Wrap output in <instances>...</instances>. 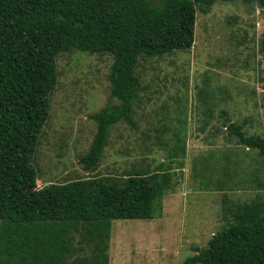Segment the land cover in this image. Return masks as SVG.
Returning a JSON list of instances; mask_svg holds the SVG:
<instances>
[{"label": "trees", "instance_id": "obj_1", "mask_svg": "<svg viewBox=\"0 0 264 264\" xmlns=\"http://www.w3.org/2000/svg\"><path fill=\"white\" fill-rule=\"evenodd\" d=\"M221 2L264 9V0H0V217L19 223L0 227V264H110L113 220L153 219L172 188L170 166L162 162L122 179L94 175L38 189L34 157L58 84V55L80 51L112 62L114 102L88 116L95 132L79 158L93 172L112 127L136 128L135 108L146 90L139 61L187 52L197 12L207 15ZM221 116L224 139L260 158L250 181L261 185L264 136L246 134L226 111ZM177 152L175 146L169 157ZM220 160L224 164L211 166V154L200 168L194 165L206 191L228 189L238 171L239 160L229 153ZM228 212L233 222L205 247H194L183 264H264V199L235 203ZM68 221L81 222V230Z\"/></svg>", "mask_w": 264, "mask_h": 264}, {"label": "rangeland", "instance_id": "obj_2", "mask_svg": "<svg viewBox=\"0 0 264 264\" xmlns=\"http://www.w3.org/2000/svg\"><path fill=\"white\" fill-rule=\"evenodd\" d=\"M261 41L264 9L255 4L221 2L207 15L197 12L187 52L139 61L138 75L146 90L135 108L136 128L119 123L112 127L110 143L93 172L85 171L79 158L95 132L88 116L114 102L108 79L112 62L107 55L80 51L58 55V84L34 157L38 189L94 175L122 179L162 162L170 166L172 188L153 219L113 220L110 264H183L194 247H205L213 234L233 222L228 212L233 204L264 199L261 171V185L250 181L260 163L257 153L227 142L220 127L221 112L226 111L229 121L240 124L246 134L264 136ZM175 146L177 156L170 158ZM224 153L239 160L230 187L204 190L201 182L206 178L194 175V165L200 168L199 161L213 154L209 164L219 166ZM68 223L81 230V222ZM17 225L0 217V227Z\"/></svg>", "mask_w": 264, "mask_h": 264}]
</instances>
